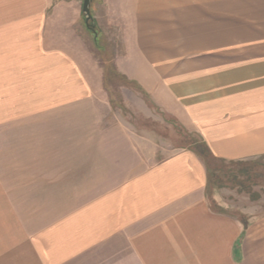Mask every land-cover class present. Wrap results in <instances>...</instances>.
<instances>
[{
  "label": "rangeland",
  "instance_id": "rangeland-1",
  "mask_svg": "<svg viewBox=\"0 0 264 264\" xmlns=\"http://www.w3.org/2000/svg\"><path fill=\"white\" fill-rule=\"evenodd\" d=\"M100 1L121 6L129 0ZM252 1L242 0L244 8L234 7L238 13L218 15L214 38L207 27L206 41L214 39L216 48L190 42L154 47L173 59L157 57L164 73L166 61L172 69L183 56L215 55L234 65L262 59L264 14L252 13L258 12L247 7ZM81 8L82 0H0V264H142L128 253L123 228L120 239L103 238L100 219L113 211H104L103 203L113 202L115 178L98 171L102 164L111 171L106 167L114 161L124 170L136 161L140 170L176 150L198 149L212 210L233 215L243 227L249 215L264 214V155L229 161L203 151L196 134L124 76L128 42H93L97 27L86 26ZM33 42L56 52L37 53ZM225 82L219 77L217 86ZM120 176L116 186L132 177ZM117 205L121 226H128L123 195ZM194 257L201 264L199 254L186 256L187 264ZM168 259L181 264L170 263L173 255Z\"/></svg>",
  "mask_w": 264,
  "mask_h": 264
},
{
  "label": "crops",
  "instance_id": "crops-1",
  "mask_svg": "<svg viewBox=\"0 0 264 264\" xmlns=\"http://www.w3.org/2000/svg\"><path fill=\"white\" fill-rule=\"evenodd\" d=\"M233 1L160 2L164 6H157L160 3L153 0H129L121 6L100 5V0L91 2L97 27L93 42H128L124 76L139 83L164 111L196 134L215 157L229 161L264 155V57L234 65L231 59L220 60L215 55L193 56L187 58L189 61L183 56L181 65L172 69L173 62H165L170 69L166 75L159 62L162 58H157L165 54H159L154 47L190 42L193 47L216 48L214 39L206 41V29L209 27L214 38L216 17L238 13L234 7H243L242 0ZM253 3L247 7L257 6L258 12L252 13L263 15L264 10L260 9L264 8V0ZM85 31L89 32L86 28ZM33 49L45 55L56 52H45L40 42H33ZM164 58L173 60L168 55ZM217 62L224 63L219 66L223 72L218 71ZM222 76L226 82L217 86V79ZM153 78L162 82L153 84ZM104 165L98 174L112 175L115 183L111 188L112 204L103 203L104 211L106 207L113 210L112 215L104 214L100 219L106 233L103 238L118 240L117 233L123 228L128 253L140 256L142 264H168L169 255L176 258L170 263H177L179 256L178 263L187 264L186 256L198 254L202 256L201 264H264V214L249 215L243 227L233 215L212 210L205 194L207 170L193 150H176L159 162L144 164L140 170L136 161L126 162L125 170L115 161L107 164L106 168L112 166L111 171ZM121 174L132 177L116 186ZM116 175L120 177L117 179ZM122 195L129 206L121 215L128 223L125 227L117 215L118 198ZM197 262L194 257L192 264Z\"/></svg>",
  "mask_w": 264,
  "mask_h": 264
},
{
  "label": "water",
  "instance_id": "water-1",
  "mask_svg": "<svg viewBox=\"0 0 264 264\" xmlns=\"http://www.w3.org/2000/svg\"><path fill=\"white\" fill-rule=\"evenodd\" d=\"M91 2L92 0H82V12L84 14L85 24L88 27L91 21V26H94L93 18L91 14Z\"/></svg>",
  "mask_w": 264,
  "mask_h": 264
},
{
  "label": "trees",
  "instance_id": "trees-1",
  "mask_svg": "<svg viewBox=\"0 0 264 264\" xmlns=\"http://www.w3.org/2000/svg\"><path fill=\"white\" fill-rule=\"evenodd\" d=\"M93 23H94V22H93ZM91 30L93 31V28H91ZM94 32H95V31H94ZM202 150H203V151H209L206 145H203V149H202ZM196 152L199 153V154H202V152H201L200 150H198V149L196 150ZM210 154H211V153H210Z\"/></svg>",
  "mask_w": 264,
  "mask_h": 264
}]
</instances>
